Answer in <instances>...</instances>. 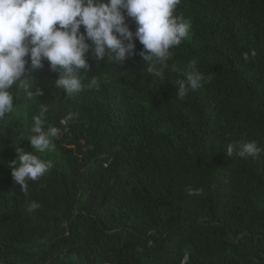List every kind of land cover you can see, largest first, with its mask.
<instances>
[{"label": "trees", "instance_id": "1", "mask_svg": "<svg viewBox=\"0 0 264 264\" xmlns=\"http://www.w3.org/2000/svg\"><path fill=\"white\" fill-rule=\"evenodd\" d=\"M174 15L191 27L161 80L138 54L123 65L89 56L84 83L100 87L66 96L46 60L27 65L43 94L14 86L0 120V264H66L69 253L81 264H264V151L226 154L264 149V0H181ZM192 62L204 80L181 100ZM41 104L59 129L44 153L28 140ZM18 148L52 164L27 194L11 175Z\"/></svg>", "mask_w": 264, "mask_h": 264}, {"label": "clouds", "instance_id": "2", "mask_svg": "<svg viewBox=\"0 0 264 264\" xmlns=\"http://www.w3.org/2000/svg\"><path fill=\"white\" fill-rule=\"evenodd\" d=\"M180 3L181 0H0V120L14 111V86L28 85V99L43 94L38 86L33 91L34 84L26 78L29 63L34 69L41 68L46 60L50 70L58 73L55 88L62 89L66 96L100 87L95 76L84 83L82 73H89L91 68L89 56L98 63L107 56L113 64L123 65L138 54L147 72L163 79L172 56L170 49L181 44L191 27L190 21L174 15ZM127 18L134 20L135 31ZM134 38L143 45L139 53ZM251 55L254 57L256 52ZM244 59H249L248 54ZM183 76L177 90L181 100L204 80L195 62L187 66ZM45 112L47 107L41 104L40 115L32 117L33 135L28 139L40 153L54 150L53 138L59 135L57 127L46 128ZM73 115L70 112L62 122ZM261 151L264 149L252 141L229 144L226 154L232 156L235 152L242 158H255ZM17 153L11 162V175L27 194L28 181L38 180L52 164L22 148ZM187 192L189 196L199 195L192 188ZM37 207L32 202L27 210L32 212Z\"/></svg>", "mask_w": 264, "mask_h": 264}, {"label": "water", "instance_id": "3", "mask_svg": "<svg viewBox=\"0 0 264 264\" xmlns=\"http://www.w3.org/2000/svg\"><path fill=\"white\" fill-rule=\"evenodd\" d=\"M66 264H81L77 253H69L66 256Z\"/></svg>", "mask_w": 264, "mask_h": 264}, {"label": "built area", "instance_id": "4", "mask_svg": "<svg viewBox=\"0 0 264 264\" xmlns=\"http://www.w3.org/2000/svg\"><path fill=\"white\" fill-rule=\"evenodd\" d=\"M188 256L180 263V264H187Z\"/></svg>", "mask_w": 264, "mask_h": 264}]
</instances>
